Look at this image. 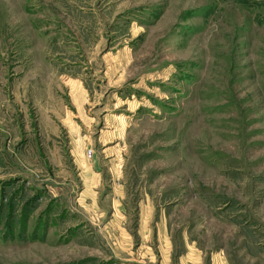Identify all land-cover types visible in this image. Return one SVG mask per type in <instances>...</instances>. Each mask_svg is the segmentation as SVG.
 <instances>
[{"label": "rangeland", "instance_id": "obj_1", "mask_svg": "<svg viewBox=\"0 0 264 264\" xmlns=\"http://www.w3.org/2000/svg\"><path fill=\"white\" fill-rule=\"evenodd\" d=\"M187 246L264 264V0H0V264Z\"/></svg>", "mask_w": 264, "mask_h": 264}, {"label": "crops", "instance_id": "obj_2", "mask_svg": "<svg viewBox=\"0 0 264 264\" xmlns=\"http://www.w3.org/2000/svg\"><path fill=\"white\" fill-rule=\"evenodd\" d=\"M90 159L92 160V158ZM186 248L187 249H186L185 254H181L180 256H178L176 258L177 260H175L176 262L170 261L171 263H168V264H205V260L203 256L198 255V253H200L198 250L190 246H187ZM167 262L168 261H166V263ZM209 264H227V263L223 261V257L216 255L215 257L211 258V260L209 261Z\"/></svg>", "mask_w": 264, "mask_h": 264}, {"label": "built area", "instance_id": "obj_3", "mask_svg": "<svg viewBox=\"0 0 264 264\" xmlns=\"http://www.w3.org/2000/svg\"><path fill=\"white\" fill-rule=\"evenodd\" d=\"M88 155H89V158H92V156H93V151H92V150H89V151H88Z\"/></svg>", "mask_w": 264, "mask_h": 264}]
</instances>
